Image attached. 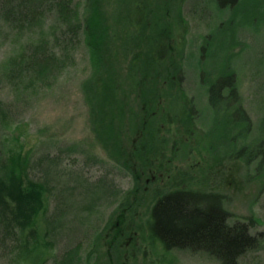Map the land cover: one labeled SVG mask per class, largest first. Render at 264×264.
I'll use <instances>...</instances> for the list:
<instances>
[{
    "label": "rangeland",
    "instance_id": "rangeland-1",
    "mask_svg": "<svg viewBox=\"0 0 264 264\" xmlns=\"http://www.w3.org/2000/svg\"><path fill=\"white\" fill-rule=\"evenodd\" d=\"M71 1L76 5L80 0ZM121 1L113 12L118 19L119 15H126L131 24L127 30V47L144 37L159 42L164 34L163 25L143 24L142 4L135 5L136 0ZM6 2L0 0V66L12 48L22 45L19 50L23 51L41 26H33L31 22L17 24L20 21L16 16L14 22L9 23L15 30L20 26L22 36L11 40L7 25L1 20ZM230 2L236 4L225 7ZM101 3L104 11L111 9V0ZM112 6L115 8V4ZM178 7L171 11L172 14L177 10L179 23L170 55L178 50L181 56L180 60L176 59L181 65L180 89L189 98L193 125L199 126L201 114L200 121L209 133L201 135L203 144L214 149L212 153L197 149L195 136H198L190 135V141L184 138L175 145V156L169 158L172 156L169 155L171 142H168L163 169H181L187 173L192 186L197 178V190L218 195L229 224L236 220L250 221L249 233L256 237L257 245L241 255L237 264H264V159L259 165L258 158L248 160L255 152L264 155V126L258 130L264 122V0H184ZM42 18L45 19L43 27L56 22L51 8L45 9ZM56 24L57 28L52 26L43 37L47 54L63 57L54 70V73L57 71L55 80L37 82L22 89L17 85L16 71L15 79H11L9 69H0V162L2 165L6 155L20 147L21 151L30 153L28 178L44 183L49 191L45 212L49 232L44 240L49 252L45 264H54L73 251H78L83 258L90 248L101 255V263L97 264H218L201 251L172 248L161 252L157 245L149 247L154 232L145 224L147 213L143 210L148 205L150 185L145 184L146 190L142 192V188L134 197L130 163L94 141L96 137L109 148L115 147V141L118 150L123 147L128 150L130 140L138 135H113L111 129L122 130L129 125L135 131L140 118L125 113L122 121L114 122L111 128L106 114L110 109L112 119L119 113L118 109L107 105L103 113L95 106L92 119L97 135H91L87 109L79 90L81 80L89 73L85 51L77 38H70L64 25ZM141 65L142 59L129 62L123 71L125 88H133L129 76L137 77ZM229 71L234 73L238 105L249 122L248 130L240 135L226 131L230 122L239 121L240 117L229 114L230 122L223 117L216 124L219 114L214 113L211 105H219L217 102L210 105L206 100L209 86L224 80ZM135 93L143 94L138 89ZM168 108L176 111L172 103H168ZM166 127L162 125L163 129ZM158 136L182 137L172 133ZM242 145L246 150L240 155ZM142 177L138 188L144 186L147 178L145 174ZM125 193H129L126 198ZM136 199L140 201L138 206ZM127 201L134 205L133 216L119 210ZM118 214H123L125 219L120 220L117 227H124L126 234L124 240L120 239L118 252L114 253L108 247L115 235L111 225ZM16 239L14 232L5 231L0 221V264H34L27 256L33 261L36 254L18 250Z\"/></svg>",
    "mask_w": 264,
    "mask_h": 264
},
{
    "label": "trees",
    "instance_id": "trees-1",
    "mask_svg": "<svg viewBox=\"0 0 264 264\" xmlns=\"http://www.w3.org/2000/svg\"><path fill=\"white\" fill-rule=\"evenodd\" d=\"M183 1H134L135 5L142 4L143 24L148 22L154 25L161 24L164 34L160 36L159 42L149 41L147 37L139 38L140 42L129 48L126 39L130 22L126 15L121 14L118 19L117 13L114 14L121 0H111V9L107 10L109 13L104 11L102 0H80L76 5H72L71 0H7L1 12V20L7 25L8 36L13 38L11 40L22 36V28L19 26L15 30L14 25L9 23L14 22L16 16L20 21L17 24L27 25L31 22L33 26L39 24L41 26L35 33V38L27 41L23 51L19 50L22 45L12 48V51L3 58L0 69L3 68L4 71L9 69L11 79H15L16 71L17 85L22 89L37 82L55 80L57 71L54 73V70L63 57L51 52L47 54L43 37L52 26L54 29L57 28L56 22L64 25L70 33V38L78 39L86 55L89 73L81 80L79 90L87 109L91 135H97L92 119L95 106L102 112L107 105L118 109L119 113L112 119L110 109L106 114L107 124L109 127L111 125V128L114 122L122 121L121 116L125 113L140 118L139 128L135 131H132L133 128H129V125L122 130L111 129L113 135H138L130 140L128 150L124 147L118 150L119 146L115 141V147L110 148L105 147L96 137L94 141H97L102 149L115 151L118 156L125 158L124 162L130 163L129 168L134 180L131 194L134 197H137L142 188L144 192L146 185H150L148 205L143 210L147 213L145 224L148 223L154 232V240L150 241L149 247L157 245L161 252L172 248L201 251L214 258L218 264H237L241 255L257 245L256 237L249 233L251 222L236 220L229 224L226 211L219 205L218 195L197 190L199 185L197 178L192 186L187 180V173L181 169H163L168 142H171L169 155L172 156L169 158L175 156V145L183 142L184 138L190 141V135L198 136H195L197 149L210 153L214 149L208 144L204 145L201 135L209 133L206 132L204 123L200 121L201 114L198 118L199 126L195 127L189 98L180 89L181 65L177 61L181 56L178 55V50L170 55L173 50L171 43L179 23L177 10L172 14L171 11L173 7L179 8ZM112 4H115V8ZM233 4L236 3H227L225 7ZM46 8H51L56 22L43 27L45 19L42 15ZM133 59H142V65L137 77L133 74L129 76L130 84L133 86L130 90L125 88L123 71ZM227 75L224 80L216 81L209 86L206 100L210 105L215 102L219 105H211L214 113L219 114L215 118L216 124L222 121L223 117L230 122L229 114L234 113L240 117L241 123L233 120L234 123L230 122L229 128L226 129L229 134L240 135L248 130L249 122L238 105L234 73L229 71ZM137 89L139 92L142 90L143 96L135 93ZM168 103H172L176 111H170ZM161 124L168 127L163 129ZM263 126L264 122L258 130L263 129ZM116 129L118 133L115 132ZM214 131L213 129V135L216 134ZM171 133L182 137L176 138L179 140L173 138L172 140L158 136ZM245 150L242 145L240 155ZM29 155L30 153L21 151L19 147L17 151L6 155L2 165L0 162V221L5 231L14 232L18 250H23L28 255L36 254L33 261L27 256L28 261L30 259L31 263L45 264L49 252V245L44 242L45 234L49 232L45 220L49 191L44 183L33 182L28 178ZM257 158L259 165L264 155L255 152L248 160ZM143 174L147 178L145 183H142L144 186L138 188L139 179ZM200 178V181L203 180L202 175ZM128 195L129 193H125L124 198ZM135 201L138 206L140 201L137 199ZM129 203L130 201L124 202L119 210L133 216L134 205ZM115 218L111 225L115 228V235L108 249L118 252L120 239H123L126 233L124 227L118 229L117 225L125 217L118 214ZM92 250L90 248L83 258L78 251L67 253L54 264H97L101 260V255ZM115 256L116 259L118 255Z\"/></svg>",
    "mask_w": 264,
    "mask_h": 264
}]
</instances>
